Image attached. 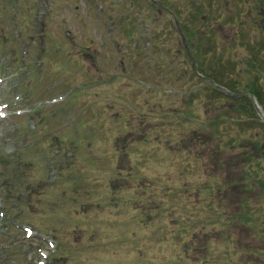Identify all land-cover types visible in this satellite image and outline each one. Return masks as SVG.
<instances>
[{
	"label": "rangeland",
	"instance_id": "374dc122",
	"mask_svg": "<svg viewBox=\"0 0 264 264\" xmlns=\"http://www.w3.org/2000/svg\"><path fill=\"white\" fill-rule=\"evenodd\" d=\"M158 1L0 0V264H264V2Z\"/></svg>",
	"mask_w": 264,
	"mask_h": 264
},
{
	"label": "trees",
	"instance_id": "16d2710c",
	"mask_svg": "<svg viewBox=\"0 0 264 264\" xmlns=\"http://www.w3.org/2000/svg\"><path fill=\"white\" fill-rule=\"evenodd\" d=\"M200 4V3H199ZM163 6V8H168L169 9V7L168 6H166L165 4H163L162 5ZM197 6H200L199 8H201L202 9V6H201V4L200 5H197ZM175 14V16L178 18V20H180V18H179V15L175 12L174 13ZM182 27V26H181ZM210 89H211V92L213 93V94H215L216 95V93H215V91H214V88L212 87V86H210ZM214 97V96H213ZM257 98H258V96H256ZM246 204L248 205V203L246 202ZM245 214V215H244ZM243 214V216H245L246 217V219L245 220H247V219H250V217H253V216H255L254 214H246V213H244ZM256 215H259V212L258 213H256ZM248 217V218H247Z\"/></svg>",
	"mask_w": 264,
	"mask_h": 264
}]
</instances>
